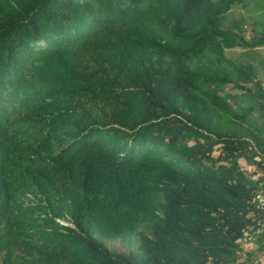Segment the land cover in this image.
<instances>
[{
	"label": "trees",
	"instance_id": "trees-1",
	"mask_svg": "<svg viewBox=\"0 0 264 264\" xmlns=\"http://www.w3.org/2000/svg\"><path fill=\"white\" fill-rule=\"evenodd\" d=\"M263 47L264 0H0V264H264Z\"/></svg>",
	"mask_w": 264,
	"mask_h": 264
},
{
	"label": "rangeland",
	"instance_id": "rangeland-1",
	"mask_svg": "<svg viewBox=\"0 0 264 264\" xmlns=\"http://www.w3.org/2000/svg\"><path fill=\"white\" fill-rule=\"evenodd\" d=\"M240 50V49H239ZM263 57H264V47L263 48H261V53H260ZM261 79L263 80V82H264V75H262V77H261ZM216 151H218L217 149H216ZM241 163H242V165L244 166V167H246V168H248L250 171H253V166L250 164V162H247V161H245V160H241ZM253 240V236H252V238H250V236H248L247 237V239L245 240V244H244V246H245V248L246 249H249L250 248V245H252V241ZM113 246L115 247V248H117L118 250H120V251H126V248H125V246L124 245H122L121 243H119V242H114L113 243Z\"/></svg>",
	"mask_w": 264,
	"mask_h": 264
}]
</instances>
